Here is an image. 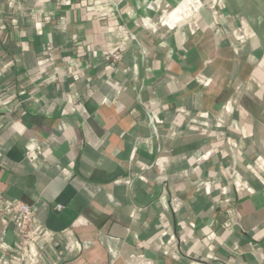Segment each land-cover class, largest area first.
I'll use <instances>...</instances> for the list:
<instances>
[{
    "label": "crops",
    "instance_id": "1",
    "mask_svg": "<svg viewBox=\"0 0 264 264\" xmlns=\"http://www.w3.org/2000/svg\"><path fill=\"white\" fill-rule=\"evenodd\" d=\"M58 1L0 0V264H264V0Z\"/></svg>",
    "mask_w": 264,
    "mask_h": 264
},
{
    "label": "built area",
    "instance_id": "2",
    "mask_svg": "<svg viewBox=\"0 0 264 264\" xmlns=\"http://www.w3.org/2000/svg\"><path fill=\"white\" fill-rule=\"evenodd\" d=\"M134 37L133 35H131ZM48 56L50 57V60L52 59L53 52L50 51L48 53ZM111 59V63L113 64L115 61L118 60L119 54L113 53L108 57ZM150 125L153 126V121H150ZM2 199H3V193L0 191V213L4 212V209L2 207ZM9 211L14 215L13 225H14V232L16 234V244L20 250H22L28 240L29 232H30V226L34 220L35 211L31 207L30 204H28L25 201L22 200H14L9 205ZM2 239L0 238V241Z\"/></svg>",
    "mask_w": 264,
    "mask_h": 264
},
{
    "label": "trees",
    "instance_id": "3",
    "mask_svg": "<svg viewBox=\"0 0 264 264\" xmlns=\"http://www.w3.org/2000/svg\"><path fill=\"white\" fill-rule=\"evenodd\" d=\"M5 1V0H3ZM69 0H59L58 2L61 3L62 5H66L68 4ZM30 8V0H19V5H18V9H28ZM48 20V18L46 19V21ZM2 20L0 19V26H1ZM3 56V54H0V57Z\"/></svg>",
    "mask_w": 264,
    "mask_h": 264
}]
</instances>
